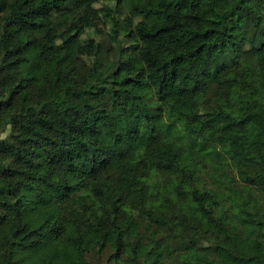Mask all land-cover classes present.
<instances>
[{"label":"trees","instance_id":"obj_1","mask_svg":"<svg viewBox=\"0 0 264 264\" xmlns=\"http://www.w3.org/2000/svg\"><path fill=\"white\" fill-rule=\"evenodd\" d=\"M7 127L0 264H264V0H0Z\"/></svg>","mask_w":264,"mask_h":264},{"label":"rangeland","instance_id":"obj_2","mask_svg":"<svg viewBox=\"0 0 264 264\" xmlns=\"http://www.w3.org/2000/svg\"><path fill=\"white\" fill-rule=\"evenodd\" d=\"M103 5H106L112 9H114L115 2L114 1L113 2H102V3H99L98 5H96V7L100 8ZM108 29H109V24L107 22H102V23L98 24V27L95 31L98 35H100V37H103L102 41H107V37H108L107 33L109 31ZM9 133H10V128L7 127L5 132L0 134V138H6L9 135ZM165 264H177V263H172L171 259H170Z\"/></svg>","mask_w":264,"mask_h":264}]
</instances>
